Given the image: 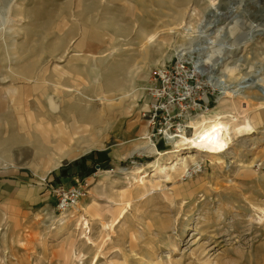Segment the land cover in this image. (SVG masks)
<instances>
[{
    "label": "rangeland",
    "instance_id": "rangeland-1",
    "mask_svg": "<svg viewBox=\"0 0 264 264\" xmlns=\"http://www.w3.org/2000/svg\"><path fill=\"white\" fill-rule=\"evenodd\" d=\"M180 12L188 36L162 35L131 74L143 29ZM0 14V264H264V0H0ZM196 44L215 85L186 135L228 98L252 131H232L221 159L189 145L140 151L174 140H150L142 95L119 105L117 89L142 91L155 67ZM93 152L89 165L109 159L90 176H54ZM177 155L190 156L188 170L167 177L159 168Z\"/></svg>",
    "mask_w": 264,
    "mask_h": 264
},
{
    "label": "built area",
    "instance_id": "built-area-1",
    "mask_svg": "<svg viewBox=\"0 0 264 264\" xmlns=\"http://www.w3.org/2000/svg\"><path fill=\"white\" fill-rule=\"evenodd\" d=\"M210 55L198 44L178 48L165 67H155L149 85L137 101L150 131L149 139L177 140L193 129L191 121L209 106L208 88L213 77L208 72ZM79 193L64 199L72 205ZM70 200V203L68 202Z\"/></svg>",
    "mask_w": 264,
    "mask_h": 264
},
{
    "label": "bare ground",
    "instance_id": "bare-ground-1",
    "mask_svg": "<svg viewBox=\"0 0 264 264\" xmlns=\"http://www.w3.org/2000/svg\"><path fill=\"white\" fill-rule=\"evenodd\" d=\"M11 13H12V9L10 8V11L8 13V16L6 17V20H5V18H3L4 19L3 21H5L7 23H8V21H11L12 20V17H11L12 14ZM184 13L180 12L181 19L176 20L175 22H172L169 25H166L164 28L163 27H161V28L156 27L155 29H150V30L149 29H143V31L141 33V38L139 40L140 44L138 46V48L140 50V57H136L133 65H130L131 74L138 73L140 70H142L144 68L145 64L148 65L150 63L151 58H152L151 52H150V47L152 45L158 44L161 49L166 45L167 41H165L163 39L159 41V39L162 35L175 34L178 32L179 29H182V30H184L183 33H184L185 37L188 36L187 34H189L190 28L185 27L186 23L183 20V14ZM19 15H21V14H19ZM1 17L2 16L0 14V19H1ZM1 25H3V23ZM178 34H179V32H178ZM154 61H155V59H154ZM159 62L160 61H157L156 63H159ZM167 63H166V65H167ZM165 66H163V67H165ZM230 69L231 68L226 69V70H228V73L231 72L230 74H233V71H230ZM67 73L71 74L70 71H68ZM31 74H32V72H30L29 75H27V74H24V75L26 76V79L31 80V78L33 76V74L32 75ZM230 74H228V76ZM224 75H227V74H224ZM134 78H135V76H134ZM219 78H221V77H219ZM224 80L225 79H222L221 81H224ZM49 84H51L55 88V90H60L61 88H63L62 87L63 85H61L60 82H54V81L51 82L50 81ZM214 85L215 84L213 83V86ZM138 90H139V88H136V85L134 83H132L131 81H130L129 87L128 86L127 87L122 86L119 89H117V91L123 92L122 96L118 98L119 105L125 104V102L128 100L134 102L135 99L137 98L135 96H137ZM226 94L231 95L233 97V93L230 91L226 92ZM228 97H230V96H228ZM228 99H226L224 101L222 100L223 102L220 103V106H221L220 111L221 112L214 113L210 116L208 115L206 119H203V120L201 119V120H198L197 122H195V125L193 124L195 129H194V132L191 136H187L186 134L185 135L182 134V136L180 138H178L177 140H174L172 142H168V141L163 142L164 140H161L158 146L155 145L156 143L153 144V142H151V144H150L149 142H146L143 144L144 146H142V148H141L142 150H140V151H147L148 152V151H150V149L152 151L155 148V150L158 151V154H160L162 156L165 154L178 152V151L185 149V148H189V147H181L184 145H189L190 148H194L197 151L204 152L211 157L221 159L219 156L221 154H224L225 152H227L228 148L230 147L232 131L234 133H241L244 130H246V131L251 130L252 131V128H253L251 120L246 115V112L244 113L245 115L243 114V111H245V110L242 107V104L239 101V98L238 99L233 98V99H229V100ZM47 102L49 105V109L52 112L57 113L60 111L61 106L56 101L54 96H50L48 98ZM20 104H22V103H20ZM132 105L133 104L127 105L128 110H130L129 108L133 107ZM16 110L18 112H20V113L17 112L19 117L20 118L23 117V114L21 112L22 110L20 109V107H17ZM69 147H71V146H69ZM63 150L64 149H62V148L60 149V151H62V152H63ZM188 157H190V156H188V155H186V156L177 155V158L175 160L171 161L170 163L168 162L170 165H163L159 168V170L161 172H164L167 177L171 176L172 171H178V172L187 171L188 170L187 166H189V164L187 165ZM3 161H4V163L9 162L7 159H4ZM57 161H59V160H57ZM141 181H143V183H144L143 177L141 178ZM64 217H66V216H64ZM86 223L87 222H85V224ZM1 230H2V228H0V231Z\"/></svg>",
    "mask_w": 264,
    "mask_h": 264
},
{
    "label": "trees",
    "instance_id": "trees-1",
    "mask_svg": "<svg viewBox=\"0 0 264 264\" xmlns=\"http://www.w3.org/2000/svg\"><path fill=\"white\" fill-rule=\"evenodd\" d=\"M100 155L99 152H93L91 155H84L79 159H76L69 164L62 166L60 168L59 174L55 173V177H63V178H80L84 179L87 176H90L96 171V164H100L102 167V163L107 162L109 158H102L101 161L95 162L93 161L91 165L88 164L89 160H93L95 155ZM105 157V156H103ZM57 174V175H56Z\"/></svg>",
    "mask_w": 264,
    "mask_h": 264
},
{
    "label": "crops",
    "instance_id": "crops-1",
    "mask_svg": "<svg viewBox=\"0 0 264 264\" xmlns=\"http://www.w3.org/2000/svg\"><path fill=\"white\" fill-rule=\"evenodd\" d=\"M168 61H169V60H168ZM161 64H163V63H160V62L158 63V65H160V66H161ZM164 64H165V63H164ZM164 64H163V65H164ZM148 85H149V81H148ZM148 85H147V86H148ZM147 86H146L145 88H143L142 91H141V88L139 89L140 91H139V90L137 91V96H136L137 99H138V96H139V95H142V93H145ZM137 99H136V100H137ZM136 105H137V104H136ZM40 109H41V108H40ZM14 110H15V109H14ZM41 110H42V109H41ZM14 113H15V111H14ZM50 113H51V112H50ZM22 114H23V113H22ZM23 115H26V114L24 113ZM26 116H27V115H26ZM35 117H37L36 114H35V116L32 118V120H33ZM38 117H39V116H38ZM38 117H37V118H38ZM41 124H42V123H41ZM42 125H43V124H42ZM27 130H29V129H27ZM39 131H40V136H42V137H44V134L47 133V132H45L46 129H45L44 126H42V127H41V130L39 129ZM31 133H32V132H31ZM25 135H26V134H25Z\"/></svg>",
    "mask_w": 264,
    "mask_h": 264
}]
</instances>
